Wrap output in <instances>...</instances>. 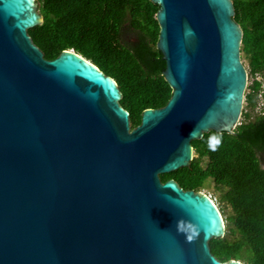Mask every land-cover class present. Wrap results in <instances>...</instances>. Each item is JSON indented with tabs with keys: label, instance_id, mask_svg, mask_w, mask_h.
I'll return each mask as SVG.
<instances>
[{
	"label": "water",
	"instance_id": "obj_1",
	"mask_svg": "<svg viewBox=\"0 0 264 264\" xmlns=\"http://www.w3.org/2000/svg\"><path fill=\"white\" fill-rule=\"evenodd\" d=\"M38 0H0V264L221 261L214 200L160 175L233 133L248 85L233 0H152L172 88L132 128L114 78L74 49L44 56Z\"/></svg>",
	"mask_w": 264,
	"mask_h": 264
},
{
	"label": "trees",
	"instance_id": "obj_2",
	"mask_svg": "<svg viewBox=\"0 0 264 264\" xmlns=\"http://www.w3.org/2000/svg\"><path fill=\"white\" fill-rule=\"evenodd\" d=\"M235 20L243 25L241 52L249 61L245 101L234 132L211 130L192 141L189 166L160 175L184 189L201 190L209 179L230 207L225 235L210 247L221 261L264 264V0H233ZM43 22L28 29L48 59L74 49L114 78L132 128L146 108L166 105L172 88L157 47L159 4L152 0H38ZM128 35V38H127ZM133 39H130V38ZM260 76V79L257 76ZM259 106V110L256 108ZM218 141V143H213ZM232 236V237H231Z\"/></svg>",
	"mask_w": 264,
	"mask_h": 264
},
{
	"label": "rangeland",
	"instance_id": "obj_3",
	"mask_svg": "<svg viewBox=\"0 0 264 264\" xmlns=\"http://www.w3.org/2000/svg\"><path fill=\"white\" fill-rule=\"evenodd\" d=\"M39 6H40V3L38 2V9H39ZM240 25L243 28V25L242 24H240ZM127 38H128V35H127ZM130 39H133V38L131 37ZM242 60H243V62L245 64L246 68H248V65H249L248 59L247 58H244L242 56ZM257 78L260 79V76L258 75ZM251 82L252 81L248 79V84H251ZM246 103L247 102L244 100L243 110H247L248 109ZM257 110H259V106L256 108V111ZM241 118H242V116H241ZM258 155H259L261 164L264 167V151L263 152H259ZM194 156H195V153H194ZM200 192L205 193L206 195L210 196L214 200V202L216 203V205L219 207V209H220V207H222V209L225 211L226 214L230 213L231 207L226 202L220 200L221 191L218 190L215 187L214 182H213L212 179H209L206 182L205 186L200 190ZM224 221H225V225H226V220L224 219Z\"/></svg>",
	"mask_w": 264,
	"mask_h": 264
},
{
	"label": "clouds",
	"instance_id": "obj_4",
	"mask_svg": "<svg viewBox=\"0 0 264 264\" xmlns=\"http://www.w3.org/2000/svg\"><path fill=\"white\" fill-rule=\"evenodd\" d=\"M213 143H214V144H215V143H218V141H214Z\"/></svg>",
	"mask_w": 264,
	"mask_h": 264
},
{
	"label": "built area",
	"instance_id": "obj_5",
	"mask_svg": "<svg viewBox=\"0 0 264 264\" xmlns=\"http://www.w3.org/2000/svg\"><path fill=\"white\" fill-rule=\"evenodd\" d=\"M210 197V196H209ZM211 198V197H210Z\"/></svg>",
	"mask_w": 264,
	"mask_h": 264
}]
</instances>
